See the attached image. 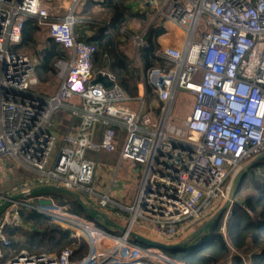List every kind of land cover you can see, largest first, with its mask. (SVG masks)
<instances>
[{"label": "built area", "instance_id": "built-area-1", "mask_svg": "<svg viewBox=\"0 0 264 264\" xmlns=\"http://www.w3.org/2000/svg\"><path fill=\"white\" fill-rule=\"evenodd\" d=\"M52 1L0 0V258L2 248L10 247L4 228L24 227L19 210H34L72 237L85 235L89 253L75 260L70 247L58 254L20 250L4 264H188L160 247L130 242V232L139 222L150 235L173 236L181 224L199 220L214 199L226 200L229 177L264 153V0H141L180 30L183 40L159 45L157 55L173 65L146 71L134 99L137 108L128 105L132 98L112 73L93 69L96 46L74 29L79 0H70L68 11L55 18ZM27 17L36 18L67 54L55 62L54 93L37 88V57L14 48ZM143 35L131 37L136 46L146 45ZM98 72L112 81L108 89L92 84ZM147 87L162 102L153 120L140 114ZM179 91L192 93L194 105L175 124L170 116ZM61 107L68 113L57 128L52 117ZM118 130L124 132L120 161L144 164L137 192L125 205L112 199L115 175L105 192L93 188L97 159L90 153L113 152ZM259 161L251 169L264 179V156ZM44 189L94 196L96 209L121 233L99 228L95 218L73 213L49 194H34ZM46 199L50 204L40 203ZM117 208L127 214L122 228L110 219L120 217ZM230 213L229 207L223 233Z\"/></svg>", "mask_w": 264, "mask_h": 264}, {"label": "trees", "instance_id": "trees-1", "mask_svg": "<svg viewBox=\"0 0 264 264\" xmlns=\"http://www.w3.org/2000/svg\"><path fill=\"white\" fill-rule=\"evenodd\" d=\"M128 1L83 0V3H79L81 4L80 10L74 11L80 19L74 29L79 33L85 31L80 38L96 46V52L92 58L93 69L95 71L105 69L112 73L122 89L131 94L129 82H133L138 87L139 81L144 78L147 70L156 67L167 70L173 64L157 55L158 40L166 33V28L150 22L152 17L147 13L132 11ZM102 15H110L107 25H103V21L99 20ZM131 21H136L145 28L143 40L146 43L145 46L138 47L135 57L132 58L119 49L121 29ZM43 30L44 28L38 25L36 18L27 17L21 41L14 46L15 49L23 50V52L30 50L39 58L35 73L41 83L54 80L55 62L67 56L50 37L41 39L40 35ZM116 70L121 75H117ZM147 89L151 91L150 87ZM161 105L162 102L159 107ZM61 130L64 131L63 126ZM248 171L236 180L233 201L230 205L231 213L225 224V233L220 230L224 215L222 214L190 243L181 247L163 249L168 256L183 260L188 264H210L212 263L211 258H215L216 264H226L228 258L231 260L230 264H245L243 259L248 256L249 264H264V182L254 183V194L245 195L240 199L235 198L244 184ZM72 201V209L76 213L84 212L89 215L76 199ZM24 217V227L6 226L4 228L10 240V247L16 252L24 249L31 254L42 252L58 254L64 248L70 247L73 248V259L81 260L87 256L89 244L84 238L72 237L67 228L34 210L25 211ZM138 243L141 246H148L139 241Z\"/></svg>", "mask_w": 264, "mask_h": 264}, {"label": "rangeland", "instance_id": "rangeland-1", "mask_svg": "<svg viewBox=\"0 0 264 264\" xmlns=\"http://www.w3.org/2000/svg\"><path fill=\"white\" fill-rule=\"evenodd\" d=\"M82 1L83 0H79V2L74 7V11L78 12L80 10L81 4H79V3ZM69 7H71L70 0H53L51 2L50 17L51 18L61 17L62 15H64L68 11ZM146 11H144V9H143V12L147 13L148 15H150L152 17V20H150V22L155 23L157 25H162L163 27L166 28L167 31H169L170 29L173 28L174 31H177V33H179V37L177 39L178 43L182 42L183 33L180 30L176 29L173 26L171 27L170 25L163 23V21L156 16L155 10L148 8ZM109 17H110V15H102V16H100L99 20L100 21L101 20L106 21L109 19ZM203 23H204V18L201 19L198 30H202ZM144 29L145 28L141 27L140 24L136 21L128 22V24L125 27H123V29H121L122 36L119 39L120 40L119 49H122L128 57H130V58L135 57L134 55L137 53L136 50H138V46H136L134 44L131 37L136 36V35H140L141 33L144 32ZM40 37L42 40L47 38L45 28H44L43 32L41 33ZM58 46L61 48V45L58 44ZM12 48L13 47H10L11 50H12ZM27 52L30 54H33L30 50H28ZM66 57H64V58H66ZM116 72H118L117 75H121V73L119 71L116 70ZM128 85H129V88L132 90L131 94L127 93V91L124 90L125 93L127 94V96L132 98L128 102V105L131 107L137 108L139 104L134 99L136 98V96L138 94V92H137L138 87L136 85H134L133 82H129ZM135 86H136V89H134ZM57 87H58V83H56V77L54 78L53 81H47V82H43V83L39 82V85L37 86L38 90L41 93H44V92L54 93L56 91ZM42 95H46V94H42ZM187 95L188 94L184 93L183 91H179L174 102H173L170 120L173 121L175 124H181L183 122L185 116L191 112V109L193 107V101H192V99H188V97L190 98L193 96L192 95L187 96ZM76 100L77 99H73V101H76ZM66 104L67 105L71 104V101L68 100L66 102ZM159 105H160V102L153 95V93L151 91L149 92V90L147 89L146 95L144 96V101L140 107V114L147 116L151 120L157 119L161 113V110H160L161 107H159ZM67 113H68L67 109H65L64 107H61L58 111L55 112V114L52 117V121L54 122V124L57 128H59L61 126V124L63 125V122L65 121V116H67ZM60 132H62L61 128H60ZM118 132L119 133L117 135V146H116L115 150L110 154H105V152H102L98 156L99 158L97 160V167H96L94 181H93V188L95 189L96 192L101 193V192H105L107 190V188L109 187V185L111 183L110 178L112 177V174L114 173V171L116 170V168L118 166L119 154H120V149H121L122 144H123V133H124L123 130H119ZM55 154H56V150L53 151V157L55 156ZM90 155H91V158H96L95 153L91 152ZM249 161L250 160L243 162L241 167H243ZM125 163L127 165V167H126L127 174H123L122 171L118 170V172L116 174V177H117L116 180L117 181L113 185L114 186L112 188L113 192H111L112 199H114L115 201H117L118 203H120L122 205L128 204L132 201V199L134 198V196L137 192V189L141 183V180H142L143 174H144V164L133 161V160H128ZM259 163H260V161L257 164H259ZM246 175L247 176L244 180V184L241 186L240 192H238L235 195V198H237V199H240V198L244 197L245 195L254 194L255 193L254 183L255 182H258V183L264 182V179H260L255 175L253 169H250ZM234 176L235 175H231L229 177V181ZM123 183H126L125 185L128 189L127 193L130 192L129 194H127V196L124 197V199H122L120 197V194L122 191L119 189ZM2 193L5 194V192H2ZM38 193L44 194V195L49 194L52 196L54 203H56V204H67L73 213L92 218L90 215H87L84 212L76 213L72 209V204H73L72 200L75 199V197L68 194L67 192L60 191V190H44V191H38L34 194H38ZM76 193L80 197V200L85 207L94 208V209L97 208V204H96L97 201H96V198L94 196L93 197H87L83 193H81L80 191H76ZM224 201H225L224 199H219V198L214 199L211 202L210 207L204 212L203 216L199 220L188 221V222L181 224L180 226H178V228H179L178 232L171 237L160 236V235H150L149 233H146L143 230L142 225L139 222L136 223L133 230L136 231L137 233H140V234L148 237V238L155 239L157 241H161V242L166 243V244H171V242L175 243V242H178L183 237H185L187 234H189L194 228H196L197 226H199L200 224L205 222L213 213H215V211H217L219 209V207L224 203ZM34 202H37V200H34ZM117 210L119 211L120 217L119 218L110 217V219L112 222H115L119 228H122L126 223L127 214L119 208H117ZM3 212H4V210L0 211V219L3 215ZM223 214L225 215V211ZM224 215H223L222 221L224 219ZM94 220H95L96 225L101 229H105V230H107L113 234H120L121 233L120 231L112 229L110 227V225H108L106 223L99 222L96 219H94ZM81 237L87 241V238L85 235H82ZM129 241L132 243L139 244L138 241H136L133 237H129ZM87 243L89 244L88 241H87ZM89 251H90V245H89ZM2 253H3V257L0 258V264H4L7 260L12 258L18 252H16L14 250V248L9 247V248H2ZM243 260H244V263L245 262L248 264L250 263V258L248 256L246 259H243Z\"/></svg>", "mask_w": 264, "mask_h": 264}, {"label": "water", "instance_id": "water-1", "mask_svg": "<svg viewBox=\"0 0 264 264\" xmlns=\"http://www.w3.org/2000/svg\"><path fill=\"white\" fill-rule=\"evenodd\" d=\"M85 31H81L82 34H84ZM100 84L103 88L108 89L112 85V81L109 80L107 74H103L101 72L96 73L92 80V84ZM264 156V153H260L257 156H255L251 161H249L247 164H245L232 178L229 191H228V197L224 201V203L219 207L215 213H213L205 222L194 228L189 234H187L185 237L180 239L178 242L166 244L161 241L153 240L148 237H145L139 233H136L134 231L130 232V236L133 237L136 241H139L145 245L148 246H155L160 247L162 249H172L176 247L184 246L188 243H190L197 235H199L202 231H204L215 219L219 218L224 211H226L227 208L230 207L232 201H233V192H234V186L236 183L237 178L242 175L244 172L248 171L252 166H254L257 161H259ZM45 190V189H44ZM69 194L73 195L75 199L77 200L78 204L83 208L85 212H87L91 217L95 218L97 221L106 223L110 225V221L106 215H104L102 212L98 211L94 208H88L83 205V203L80 200V197L73 192H68ZM40 203L42 204H50V200H41ZM2 207V204H0V208ZM20 215L25 219L23 210H19ZM212 263L214 264L216 262L215 258H211Z\"/></svg>", "mask_w": 264, "mask_h": 264}, {"label": "crops", "instance_id": "crops-1", "mask_svg": "<svg viewBox=\"0 0 264 264\" xmlns=\"http://www.w3.org/2000/svg\"><path fill=\"white\" fill-rule=\"evenodd\" d=\"M128 5L131 7V9H132V11H134V12H143V9H144V11H146L147 9H148V6L147 5H145L146 6V9L144 8V5H143V3L141 2V0H129L128 1ZM147 12V11H146ZM87 33H88V31H87ZM178 37H179V33H177V31H174V29L172 28V29H170L169 31H166V33H164L163 35H161L160 37H159V45H163V44H171V43H173V44H179L178 43V41H177V39H178ZM34 56H36L35 54H33ZM37 57V56H36ZM37 59L39 60V58L37 57ZM184 93H186V94H188L189 96L190 95H192L193 97H188V99H192V101H193V105H194V95L192 94V93H190V92H187V91H183ZM187 95V96H188ZM131 107V106H130ZM132 108H134V107H132ZM98 129H99V127H98ZM98 137L96 136L95 137V139H97ZM112 153V152H111ZM105 154H110V153H105ZM99 155H97V157H96V159L98 160V157ZM123 162V163H122ZM126 161H120V159L118 160V166H117V168H116V170L114 171V173L112 174V177L115 175V177H116V174H117V172H118V170L119 171H122L123 172V174H127V172H126V167H127V165H126V163H125ZM123 164V165H122ZM112 177L110 178V181H111V179H112ZM117 178V177H116ZM117 181V180H116ZM126 183H123L122 185H121V187L119 188L122 192H121V194H120V197L122 198V199H124V197L125 196H127V194H129L130 192H128L127 193V191H128V189H127V187H126V185H125ZM114 185V184H113ZM112 185V187H111V185L109 186V187H111V192H113V186ZM108 187V188H109ZM107 188V189H108ZM119 191V190H118ZM132 199V198H131ZM130 199V200H131ZM171 243H174V242H171Z\"/></svg>", "mask_w": 264, "mask_h": 264}]
</instances>
